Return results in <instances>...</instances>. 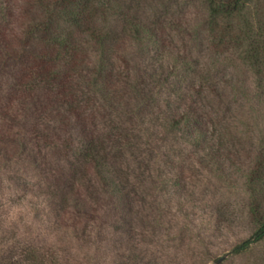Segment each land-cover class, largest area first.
<instances>
[{"label": "rangeland", "instance_id": "rangeland-1", "mask_svg": "<svg viewBox=\"0 0 264 264\" xmlns=\"http://www.w3.org/2000/svg\"><path fill=\"white\" fill-rule=\"evenodd\" d=\"M132 4L157 45H138L133 40L122 44L114 60L124 76L120 87L161 65L167 73L166 59L172 56L187 57L194 68L179 82L182 90L188 93L195 83L199 85L204 73L211 74L219 89L210 101L197 100L198 113L187 130L207 137L217 147L204 150L202 163V150L196 154L186 145L179 147L170 157L179 166L168 167L156 155L142 157L138 149L135 154L129 152L125 158H116L125 199L119 202L95 193L96 201L92 196L85 200L82 186L91 185V191H96L88 169L74 174L67 159L50 151L41 155L22 124H4L0 262L21 264L19 251L30 247L54 264H131L134 259L150 264H216L220 259L219 264H264V240L245 255L234 253L255 231L248 216L246 180L264 133V91L236 52L217 50L209 41L204 0H135ZM259 7L264 11V2ZM111 25L121 30L115 20ZM160 53L163 59L158 58ZM128 68H133L130 79L125 78ZM181 111L179 104L173 108L177 117ZM133 119L122 114L120 123L127 129L139 127V117ZM160 175L179 183L170 190L174 202L169 208V197L161 195ZM54 190L85 200L88 210L74 201L63 210L61 198L52 197ZM182 197L190 202L183 212L179 209ZM4 245L15 250L10 252Z\"/></svg>", "mask_w": 264, "mask_h": 264}, {"label": "trees", "instance_id": "trees-1", "mask_svg": "<svg viewBox=\"0 0 264 264\" xmlns=\"http://www.w3.org/2000/svg\"><path fill=\"white\" fill-rule=\"evenodd\" d=\"M134 2L0 0V133H4V124H22L25 136L41 155L50 151L67 159L74 174L88 169L96 191H91V185L82 186L86 188L85 200L95 193L104 198L113 196L119 202L125 199L117 159L129 152L135 154L138 149L142 157L156 155L157 161L168 167L179 166L170 158L179 147L186 145L196 154L202 150L200 163L204 162V150L217 147L207 137L193 136L187 130L198 113L194 107L197 100L210 101L219 90L209 73H204L202 82L195 83L188 93L182 90L179 82L183 83L184 76H190L194 68L187 57L172 56L166 59L167 73L161 65L120 87L124 76L116 70L114 60L119 58L122 44L133 40L138 45H157L154 33L144 26L138 12H133ZM204 2L207 34L213 47L236 52L264 91V11L259 7L264 0ZM112 20L120 24L121 30L113 28ZM163 55L160 53L158 58L163 59ZM130 69L125 78L130 79ZM178 104L182 108L179 117L173 113ZM126 113L134 119L139 117V127L127 129L120 123ZM6 142L0 137V146ZM23 147L28 149L27 145ZM172 179L166 176L159 185L161 195L170 199L168 208L174 202L170 190L179 186ZM246 190L248 216L255 231L235 247L237 255L247 254L254 244L264 240V133L247 176ZM54 195L61 198L63 210L70 201L77 207L83 203L88 210L85 200L70 193L54 190ZM91 199L96 201L95 197ZM189 203L182 197L180 211ZM4 246L10 252L15 250L11 245ZM26 248L19 251L21 264H54L48 255L41 257ZM131 264L150 263L134 259Z\"/></svg>", "mask_w": 264, "mask_h": 264}, {"label": "water", "instance_id": "water-1", "mask_svg": "<svg viewBox=\"0 0 264 264\" xmlns=\"http://www.w3.org/2000/svg\"><path fill=\"white\" fill-rule=\"evenodd\" d=\"M223 259H220L216 262V264H219L220 262H222Z\"/></svg>", "mask_w": 264, "mask_h": 264}]
</instances>
